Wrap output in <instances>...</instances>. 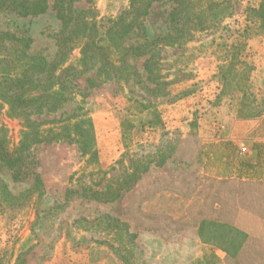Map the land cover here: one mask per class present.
<instances>
[{"label":"rangeland","instance_id":"374dc122","mask_svg":"<svg viewBox=\"0 0 264 264\" xmlns=\"http://www.w3.org/2000/svg\"><path fill=\"white\" fill-rule=\"evenodd\" d=\"M92 2L102 26L128 5ZM223 2L240 6L228 17L227 9L214 27L192 32L182 45L157 46L150 79L143 72L147 55L135 60V76L126 80L104 79L96 68L77 78L72 99L48 116L70 117L68 134L53 125L61 136L32 147L29 177L15 181L0 163V264H179L195 251L193 241L181 243L185 232L179 227L202 218L198 234L205 243L226 245L218 249H228L235 264H264V241H245L234 228L252 221L236 213L256 203L244 193L262 188L212 179L206 175L212 167L201 173L197 166L205 152L202 138H231L237 121L264 111V24L243 30L242 12L258 8L261 0ZM171 8L170 1L154 2L125 42L174 33ZM59 28L51 9L34 17L0 10V29L30 37V51L47 58L56 51ZM79 55L74 49L70 60ZM4 110L0 121L13 147L20 124ZM124 185L130 187L120 189ZM118 189V197L108 200ZM5 195L11 198L5 201Z\"/></svg>","mask_w":264,"mask_h":264},{"label":"trees","instance_id":"16d2710c","mask_svg":"<svg viewBox=\"0 0 264 264\" xmlns=\"http://www.w3.org/2000/svg\"><path fill=\"white\" fill-rule=\"evenodd\" d=\"M80 1L52 0L50 4V0H0V10H10L20 17L42 15L51 9L60 23L54 36L56 51L50 58L30 51V37H18L0 29V113L5 109V116L19 120L20 124L18 141L10 147L6 125L0 121V163L10 169L15 181L33 173V146L61 136L53 125H59L57 130L68 134L70 117H62V113L58 118L48 116L72 99L77 78L96 68V74L103 75L104 79L126 80L130 75L135 76V60L147 55L143 60V72L146 79H150L154 66L151 59L158 45H182L190 40L192 32L214 27L221 22L227 9H231L228 17L240 6L237 3L225 7L223 0H167L172 3L168 18L175 32L150 40L145 38L133 45L126 43V38L141 27L154 2L166 0H128L127 7L116 17L103 19V26L96 19L93 0H84L88 4L85 8L76 5ZM242 12L246 20L243 30L255 25L260 28L264 24V0L258 8L244 7ZM76 48L80 55L72 61L70 56ZM129 187L124 185L120 189ZM0 188L5 193L2 182ZM120 189L108 200L118 197ZM10 198L5 195L3 200Z\"/></svg>","mask_w":264,"mask_h":264},{"label":"crops","instance_id":"0c3cea01","mask_svg":"<svg viewBox=\"0 0 264 264\" xmlns=\"http://www.w3.org/2000/svg\"><path fill=\"white\" fill-rule=\"evenodd\" d=\"M264 122V112L258 116L242 119L234 124L230 131L231 138H202V145H206L201 148L205 152L201 154L200 159L197 161V166H200L201 173L205 172V168L213 169V173H207L210 178L216 180H228L237 181L241 184H257L262 190L245 192V197L256 200L255 205L244 208L243 212L251 216L252 221L250 223L244 221L243 224L235 226V231L240 233L241 238L247 241L250 239H260L264 241V130L261 129V124ZM208 135V133H207ZM209 135H215L209 134ZM203 136V135H202ZM220 136V134L218 135ZM232 146L231 150H227L225 147ZM246 147V152L241 154L238 149L240 147ZM216 148V149H213ZM211 148V149H210ZM216 151V155L209 154L207 151ZM218 155V156H217ZM214 157L219 158V167L216 170L217 164L214 163ZM229 168V175L223 174L225 168ZM226 171V170H225ZM215 203V209H219ZM240 210V209H238ZM219 212V211H218ZM217 213V211H216ZM213 221H215L213 219ZM203 218L199 220L195 225L188 226L181 225L179 230L185 232V235L181 236V243L185 244L187 241H193L194 244V256L185 258L179 264H235L233 260L228 257V249H218V246L225 247L223 244L205 243L198 232L204 230ZM215 225V223H213ZM195 232V234H187V232ZM255 232H260L256 234ZM216 242V241H215ZM211 248V250L209 249ZM212 252L210 254L208 252ZM264 262V260H263ZM177 263V262H176Z\"/></svg>","mask_w":264,"mask_h":264},{"label":"built area","instance_id":"2783aa9c","mask_svg":"<svg viewBox=\"0 0 264 264\" xmlns=\"http://www.w3.org/2000/svg\"><path fill=\"white\" fill-rule=\"evenodd\" d=\"M239 152L241 154H244L246 152V147H244V146L240 147Z\"/></svg>","mask_w":264,"mask_h":264}]
</instances>
